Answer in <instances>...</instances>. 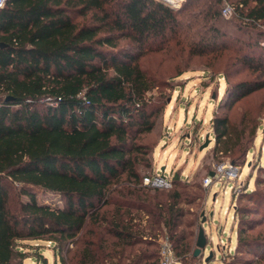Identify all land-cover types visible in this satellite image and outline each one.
<instances>
[{"label": "trees", "instance_id": "obj_1", "mask_svg": "<svg viewBox=\"0 0 264 264\" xmlns=\"http://www.w3.org/2000/svg\"><path fill=\"white\" fill-rule=\"evenodd\" d=\"M199 2L9 0L0 10V264H48L41 251L21 248L36 241L53 244L61 264H160V237L178 259L197 258L198 219L187 208L202 196L186 190L181 170L170 190L143 185L157 148L141 140L164 125L171 100L152 93L171 83L141 60L183 51L212 62L236 47L235 74L254 78L228 82L225 107L264 90V55H251L264 50V0H211L193 11ZM223 2L234 7L228 23L246 31L229 47ZM213 132L214 157L239 167L256 128L237 131L225 115ZM43 191L63 206L40 203ZM244 199L253 205L236 210V253H259L249 234L264 195Z\"/></svg>", "mask_w": 264, "mask_h": 264}, {"label": "rangeland", "instance_id": "obj_2", "mask_svg": "<svg viewBox=\"0 0 264 264\" xmlns=\"http://www.w3.org/2000/svg\"><path fill=\"white\" fill-rule=\"evenodd\" d=\"M172 0H168L170 2ZM186 0H176L175 9L183 7ZM195 3L193 11H198L211 0H199ZM208 2V3H207ZM207 3V4H206ZM231 7L230 15L223 13V29L230 34L226 45L232 46L234 39L246 36V31L240 30L239 25L228 23L234 7L231 2H223L222 7ZM264 31V28H263ZM223 42H221L222 44ZM125 45V43H121ZM264 47V43H263ZM237 48L227 52L223 57L210 61L208 57H195L187 52H153L147 55L142 64L155 76L166 79L171 84L161 90H155L152 95L158 96L165 93V98L171 97L169 105L165 109L164 125L158 130L142 138L143 143H148L156 149L152 154V168L143 170L142 177L152 171L159 170L165 163L173 171L181 170L184 177H188L191 194L201 195L202 200L196 201L194 206H189L196 214L198 237L201 226L205 229L209 245L206 250L195 259L186 261L178 259L180 264H241L249 260L251 264H264V204L260 206V213L252 215L256 223H252L253 231L249 237L255 241L254 246L261 245L259 253H236L238 234L242 225L239 223V215L236 210L240 206L253 205L244 199V192L258 190L264 195V90L233 106H227L228 96L226 89L228 82L252 79L253 75L248 70L235 74L233 69ZM234 52V54H233ZM252 56L264 55V50L258 48L252 51ZM233 71V77L228 80L223 68ZM226 80V81H225ZM151 96V95H149ZM227 115L235 125L237 131L246 129L247 133L255 130L256 137H248L251 140V149L246 158L238 164L241 177L238 181H223L214 184L211 188L203 187V181L210 171L222 163H232L230 156L219 155L214 157L215 138L213 132V119L215 116ZM207 137L210 144L202 149ZM175 146L172 150L169 149ZM170 152L176 158L165 155ZM168 154V153H167ZM163 169V168H162ZM261 181L260 184L258 182ZM197 186L202 187L203 192ZM195 196V195H194ZM38 201L52 206H63L59 196L38 192ZM163 237L158 238V243ZM21 248L28 256H33L41 251L48 257V264H61L55 256L54 245L47 241H36L21 244ZM196 248V247H195ZM154 248H151L153 250ZM161 251V248H160ZM237 256V257H236ZM26 264H44L43 260L29 257Z\"/></svg>", "mask_w": 264, "mask_h": 264}, {"label": "built area", "instance_id": "obj_3", "mask_svg": "<svg viewBox=\"0 0 264 264\" xmlns=\"http://www.w3.org/2000/svg\"><path fill=\"white\" fill-rule=\"evenodd\" d=\"M9 0H2L0 2V10L3 9ZM231 7L227 6L224 8V15H230ZM241 177V171L239 167H237L234 163H222L218 165L213 175L209 174L203 181V186L207 188H211L214 184H218V182L223 181H238ZM174 171L172 169L163 170L160 168L159 170L154 171L149 175L143 176V185L149 189L153 190H170L174 187ZM188 177H184L186 180ZM160 264H180L178 259L175 256V253L171 247V245L167 241L161 242V251H160Z\"/></svg>", "mask_w": 264, "mask_h": 264}, {"label": "water", "instance_id": "obj_4", "mask_svg": "<svg viewBox=\"0 0 264 264\" xmlns=\"http://www.w3.org/2000/svg\"><path fill=\"white\" fill-rule=\"evenodd\" d=\"M160 2L169 5L171 7H175L174 5L170 4L168 1L166 0H159ZM210 138L207 137L205 144L203 145L202 149L207 148L210 144ZM213 175V173L211 174ZM209 245V240L208 237L206 236V232L205 229L203 228V226L200 227L199 229V233H198V238H197V242H196V249H195V253L194 256L198 257L202 251L206 250V248Z\"/></svg>", "mask_w": 264, "mask_h": 264}, {"label": "crops", "instance_id": "obj_5", "mask_svg": "<svg viewBox=\"0 0 264 264\" xmlns=\"http://www.w3.org/2000/svg\"><path fill=\"white\" fill-rule=\"evenodd\" d=\"M173 148H175V146H173V147H171V148H169V149L172 150ZM167 153H168V154H167ZM167 153H166V154H163V156H165V155L168 156V155L171 154L170 152H167ZM171 158H174V159H175L176 156L171 154L170 159H171ZM161 167L163 168V170L165 169V167H166L168 170L170 169V166H169L168 164H165V163H164Z\"/></svg>", "mask_w": 264, "mask_h": 264}, {"label": "clouds", "instance_id": "obj_6", "mask_svg": "<svg viewBox=\"0 0 264 264\" xmlns=\"http://www.w3.org/2000/svg\"><path fill=\"white\" fill-rule=\"evenodd\" d=\"M0 2H2V0H0Z\"/></svg>", "mask_w": 264, "mask_h": 264}, {"label": "bare ground", "instance_id": "obj_7", "mask_svg": "<svg viewBox=\"0 0 264 264\" xmlns=\"http://www.w3.org/2000/svg\"><path fill=\"white\" fill-rule=\"evenodd\" d=\"M166 1H168V0H166Z\"/></svg>", "mask_w": 264, "mask_h": 264}]
</instances>
